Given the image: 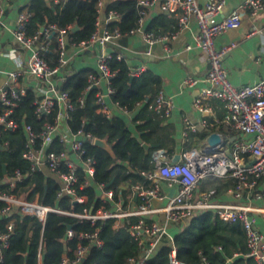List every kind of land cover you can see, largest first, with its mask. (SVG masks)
I'll list each match as a JSON object with an SVG mask.
<instances>
[{
	"label": "built area",
	"instance_id": "built-area-1",
	"mask_svg": "<svg viewBox=\"0 0 264 264\" xmlns=\"http://www.w3.org/2000/svg\"><path fill=\"white\" fill-rule=\"evenodd\" d=\"M53 1L58 2V0ZM155 1L157 0H138V5L142 7L137 18L138 25H141L145 9ZM160 1L163 11L176 15L177 29L162 35L145 32L143 34L145 54L152 56L155 45H164L166 41L173 39L193 17L199 27L195 40L209 66L206 78L209 86L200 90L193 104L201 112H212L221 104L224 113L219 122L223 128L235 134L237 139L228 149L225 148L221 136L218 144H211L207 140L198 148L183 150L179 154V159L175 161H171L164 150L157 149L152 152L154 167L140 174L150 181L154 178L163 179L168 186L175 189L161 208L152 209V200L162 199L157 184L150 187L135 184L133 193L139 199V203L133 211H122L118 203L114 211L99 207L95 212H91L83 206L81 212H76L73 205H84L86 202V198L79 195L77 187L82 190L95 173L96 160L87 154L86 150V144L93 145L95 137L85 133L82 128L75 132L71 131L67 119L70 113L84 104L85 95L90 90H95L96 111L107 119L111 117L112 111L106 97L114 92L110 81L115 77L117 70H112L109 63L112 60H122V56L104 50L115 38L131 34L138 28L125 34H122L116 26L110 28V22L117 21L119 14L110 11L108 17L102 20L101 0H98L93 33L87 40L75 43L70 36L72 30L70 25L58 27L55 23H48L41 30L28 34L27 23L30 12L27 9L20 10L13 31V41L16 46L8 50L12 62L9 81L0 91V140L2 132L15 131L18 128L14 118V108L29 88L35 93L32 105L36 119L47 117L55 108L56 115L53 122H44L38 132H35L31 125L23 124L25 138L21 157L28 163L29 169L26 174L15 169L12 175L0 179V219L7 217L13 209L36 217L42 224L48 213L71 216L80 221H87L91 225L97 220L112 219L115 223L118 219L135 217L136 221L129 226V233L137 243L138 253L129 258L126 264H144L163 237L172 240L167 232L168 225H174L197 212L208 211L214 218L223 222H239L245 234L246 255L252 257L257 264H264V237L256 227L254 214L257 210L247 203L218 202L214 200L215 189L197 192L200 183L206 178H232L234 186L231 188V194L235 199L240 200L246 194L247 199L264 200V191L256 188L259 178L264 175V80L251 86L239 88L234 86L222 65V59L235 47V43L231 42L219 49L214 44L219 34L241 27L243 12L251 18L263 12L264 0H244L240 6L226 14H223L225 0H207L203 6H199L196 0ZM4 15L5 10L0 4V23ZM52 44L56 54L54 61L48 60L45 56ZM68 45H78L80 48L97 45L102 50L97 58V73L88 75L82 94L75 100H72L68 91L61 88L63 78L69 73V61L65 56ZM16 47L29 51L26 63ZM141 72L142 69L138 68L130 74L138 76ZM25 74L34 81L32 86L22 82ZM55 77L58 83L53 81ZM196 83V79L187 77L182 81V87H192ZM103 85L105 90L102 89ZM141 103L138 101L135 106ZM149 108L157 116L169 118L174 109L173 98L160 89L154 95ZM122 110L125 114L129 113L126 109L122 108ZM183 127L184 136L189 131H196L195 126L187 119H184ZM247 136L252 138L245 139ZM0 144L7 145L6 142ZM57 145L62 148H55ZM38 171L56 180L59 185L57 197H68L72 203L70 210L46 206L39 201L38 196L27 200L14 192L16 185L22 182L25 175ZM78 172H82L87 180L79 183ZM100 187L102 188V185ZM111 197V190H103L99 198L105 202ZM152 211L162 212L164 223L158 221L147 223L146 215ZM12 225V221H9L5 227L6 231H0V248L7 247L8 233L12 230ZM97 235L98 228L93 232H79L77 234L79 242L72 250V257L68 258L64 255L60 264H80L90 246L102 244ZM74 236V231L67 229L65 240H71ZM84 241L87 243L84 244ZM167 255L168 264H185L177 258L175 247H172Z\"/></svg>",
	"mask_w": 264,
	"mask_h": 264
},
{
	"label": "trees",
	"instance_id": "trees-1",
	"mask_svg": "<svg viewBox=\"0 0 264 264\" xmlns=\"http://www.w3.org/2000/svg\"><path fill=\"white\" fill-rule=\"evenodd\" d=\"M97 2L98 0H59L54 3L53 0H29L26 4L30 12L27 33L33 34L48 23H55L58 27L70 25L72 28L77 26L76 30L70 31L73 42L85 41L94 31ZM104 9L105 12L115 11L119 14L117 21L110 22V28L116 26L125 34L138 27L137 18L139 10L142 9L138 0H107ZM166 19L167 16L161 14L148 24L146 31L155 35L165 34L166 32L158 27L165 28ZM109 65L112 70H117L115 77L110 81L114 89L112 101L128 111L135 109L136 102H142L133 117V120L138 122L135 128L138 135L128 127L123 116L114 115L107 119L96 111L95 90L88 91L84 104L69 114L67 125L71 131L82 128L85 133L104 139L114 153L113 158L103 149L86 144L87 154L96 160V168L84 188L79 190L77 187L79 195H83L86 202L84 205L74 204L76 212H81L83 206L91 212H95L99 207L114 211L116 205L121 202L120 192L124 199V191L118 185H132L143 180L140 173L154 167L152 151L166 147V137L161 133L162 118L149 108L153 95L160 90V81L147 71L138 76H131L123 60H112ZM89 74L93 72L87 69L73 71L63 78L61 88L68 91L72 100H75L82 94ZM34 98V91L29 88L14 108L18 128L15 131L2 132L0 142H6L8 149L0 150V179L12 175L15 169H19L23 174L29 169L28 163L21 157L25 138L23 124L31 125L35 132H38L44 122H53L56 115L55 108L47 117L36 119L32 105ZM205 136L206 133H203L199 137L203 139ZM143 142L158 144V147L150 148L146 153L141 145ZM55 148L59 149L60 146ZM171 149L169 147V150ZM3 166L5 174L2 173ZM78 176L79 183L87 180L82 172H78ZM224 180V186H234L232 178ZM99 185H102L103 190L113 192L112 197L105 202L99 198ZM58 189L56 180L38 171L25 175L22 182L16 185L14 192L27 200L38 196L39 201L46 206L70 210V199L66 196L58 198ZM121 207H125V202ZM184 220H187V225L177 230L171 241L168 237H163L144 264H168L167 254L172 247H175L177 258L185 264H225L227 260H231L232 264H257L252 257L246 255L245 234L239 222H223L214 218L208 211L197 212ZM184 220L177 222L176 226ZM9 221H12V230L8 233L7 247L0 249V264H60L64 255L72 257V250L79 242L77 234L93 232L95 228H98L97 237L102 244L90 246L80 264H126L129 258L138 253L137 243L129 233V226L136 221L135 217L123 219L118 226L113 227L112 219L97 220L91 225L71 216L48 213L42 224L36 217L13 209L7 217L0 219L1 232L6 231L5 227ZM68 226H71L75 236L66 241Z\"/></svg>",
	"mask_w": 264,
	"mask_h": 264
},
{
	"label": "crops",
	"instance_id": "crops-1",
	"mask_svg": "<svg viewBox=\"0 0 264 264\" xmlns=\"http://www.w3.org/2000/svg\"><path fill=\"white\" fill-rule=\"evenodd\" d=\"M28 1L29 0H0V4L5 10L4 18L0 23V91L8 83L9 72L12 68V62L8 56V50L16 46L13 41L16 17L20 10L27 9L26 4ZM243 1L244 0H225L223 14L237 8L243 3ZM206 2L207 0H196V3L199 6H203ZM106 3L107 0H101L100 17L102 20H105L110 12H105L104 6ZM161 14L167 16V26L165 28L159 26V30L165 31V34L176 31V15L171 12L163 11L161 9V1L157 0L150 7L145 9L141 25H138L137 23V30L131 34L115 38L108 46H106L104 52L121 55L122 60L129 68L130 73L138 68L142 69L141 73L145 71L150 72L153 77L160 81V89H162L167 96L173 98L174 109L171 116L169 118L158 116L162 118L161 133L166 137L164 138L166 141V147L161 148V150L167 152L171 161H173V159H175L183 150L200 147L212 134H218L221 136L225 142V148L228 149L231 143L237 139V136L223 128L219 122L224 113L222 105L219 104V108L212 112H201L195 108L193 104V101L200 90L209 86L206 82L209 66L205 60L202 49L195 40L199 31L196 20L193 17L190 18L187 26L179 30L173 39L166 41L164 45H155L153 47L152 56H147L145 54L144 50L146 46L143 34L148 32L146 31L148 24L152 20L158 18ZM242 21L243 23L240 28L219 34L214 41L217 49L228 45L231 42L235 43V47L223 56L222 65L228 74L230 82L238 88L251 86L264 80V11L259 13L255 18H251L246 12H243ZM17 51L21 54L26 63L29 51L20 48H17ZM101 52V48L97 45L88 48H80L78 45H68L65 50L66 59L69 61L68 75L73 71L83 69L97 73V58ZM45 56L50 61L55 60L56 54L54 52L53 44L50 45L49 51ZM187 77L196 79L197 83L192 87H182V81ZM56 78L57 77H55L53 81L58 83V79ZM22 82L27 83L30 86L34 84V81L28 77L27 74L22 78ZM102 89H106L105 85H103ZM153 98L154 95L151 102L153 101ZM106 101L112 111L111 117L114 115L123 116L128 127L131 128L137 136L138 133H136L135 128L138 122L134 121L133 117L138 112L137 110L142 106V103L139 106H135L133 111H129L128 114H125L118 103L112 101L111 96H107ZM184 119H187L195 126V132L189 131L187 135H183ZM203 133H206V136L202 139L199 136ZM251 138L252 136L245 137V139ZM142 144L149 145L150 147L148 150L150 148L158 147V144L157 146H154L156 144H148L144 142ZM169 147L172 149L169 150ZM60 148H62V146H60ZM224 179L225 178L215 177L206 178L200 183L197 192L215 189L216 195L214 200L218 202H239L253 206L257 210V212L254 213L256 227L264 237V200L247 199L246 194H244L243 198L240 200L235 199L231 194L232 187L224 186ZM259 180L256 188L259 191H264V175H262ZM135 184H143L145 187L157 184L162 199L152 200L153 210L163 207L175 191L174 188L168 186L165 180L159 178H154L150 181L143 177V180L137 181L132 185H129L128 183H120L118 187L124 191V199L121 197V192L119 193V201H121L119 202L120 206L125 202V207H121L122 211H133L139 203V199L133 193V186ZM98 189L100 197L103 188L99 185ZM121 220L123 219H118L113 223V227L118 226ZM146 221H158L162 224L164 223V214L162 212L152 211L146 215ZM186 225L187 220L182 221L177 226L176 224L168 225L167 232L172 237L177 230L182 229ZM225 264H232V261L227 260Z\"/></svg>",
	"mask_w": 264,
	"mask_h": 264
},
{
	"label": "water",
	"instance_id": "water-1",
	"mask_svg": "<svg viewBox=\"0 0 264 264\" xmlns=\"http://www.w3.org/2000/svg\"><path fill=\"white\" fill-rule=\"evenodd\" d=\"M42 29V27L40 28V30ZM77 29V26H74L73 27V31ZM220 136L218 134H212L209 138H208V142L211 143V144H218L220 142ZM93 145L98 147V148H101L103 149L104 151H106L107 153H109L113 158H114V153L112 151V148L111 146L104 140V139H100V138H95L94 141H93ZM154 146H157L154 145ZM142 147L144 148L145 152H147L148 148L150 147L149 145L147 144H142ZM8 149L7 146H2L0 144V150L1 151H6ZM179 159V155L176 156L175 159H173V161ZM2 173L5 174V166L2 167ZM67 229H71V226H68ZM64 248H66L64 246Z\"/></svg>",
	"mask_w": 264,
	"mask_h": 264
}]
</instances>
